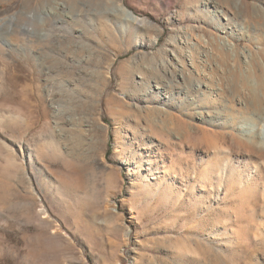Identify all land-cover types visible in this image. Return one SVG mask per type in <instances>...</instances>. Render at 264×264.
<instances>
[{
    "label": "rangeland",
    "instance_id": "rangeland-1",
    "mask_svg": "<svg viewBox=\"0 0 264 264\" xmlns=\"http://www.w3.org/2000/svg\"><path fill=\"white\" fill-rule=\"evenodd\" d=\"M236 1L0 0V264H264Z\"/></svg>",
    "mask_w": 264,
    "mask_h": 264
},
{
    "label": "bare ground",
    "instance_id": "bare-ground-1",
    "mask_svg": "<svg viewBox=\"0 0 264 264\" xmlns=\"http://www.w3.org/2000/svg\"><path fill=\"white\" fill-rule=\"evenodd\" d=\"M236 2L238 4H240L241 9H244L243 7H245L248 10H254L255 14L253 15V18L257 21L259 26L261 25L264 28V3L244 4L240 0H237ZM237 7L240 8L239 6H237ZM121 11L123 12V14L126 16V18L128 20H130V21L135 20V17L132 16L129 11H126V10H121ZM44 14L46 16H51L53 14L56 15L54 10H51V11L50 10H45ZM26 29H28L31 32V29L29 27H27ZM249 53H250L249 55L251 56V58H249V60H247L245 62V65L249 64V66H251V68L255 69L260 74L259 75L260 76V83H257V82H255L253 80L252 86H255V85H258V84L261 85V90H260V93H259V97H258L257 94H253V96H252L253 107H254L256 112H260V113L264 114V101H263L264 100V42L258 46L257 50L254 53H251V52H249ZM156 83H157L156 84L157 85L156 86L157 89H163L162 85H160L161 82H156ZM260 97L263 98L262 101H261ZM243 128H245V127H243ZM250 131L251 130L247 129L245 131H241V133H240L242 135V138H243L244 142H245L244 145H246L252 151L259 152L261 157H264V139L261 136L259 137V136L253 135ZM246 142L248 144H246Z\"/></svg>",
    "mask_w": 264,
    "mask_h": 264
}]
</instances>
